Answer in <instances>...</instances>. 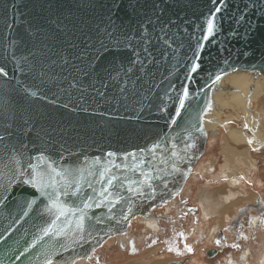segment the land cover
Returning a JSON list of instances; mask_svg holds the SVG:
<instances>
[{
  "label": "water",
  "instance_id": "95a60500",
  "mask_svg": "<svg viewBox=\"0 0 264 264\" xmlns=\"http://www.w3.org/2000/svg\"><path fill=\"white\" fill-rule=\"evenodd\" d=\"M0 69V264H73L181 192L264 0H0Z\"/></svg>",
  "mask_w": 264,
  "mask_h": 264
},
{
  "label": "rangeland",
  "instance_id": "374dc122",
  "mask_svg": "<svg viewBox=\"0 0 264 264\" xmlns=\"http://www.w3.org/2000/svg\"><path fill=\"white\" fill-rule=\"evenodd\" d=\"M234 99L241 102L236 112L225 107V111L218 112L222 113L214 126L210 124L212 138L206 142L191 177L172 199L175 208L159 206L151 211L159 214L160 230L151 229L139 220L133 222L128 234L110 237L87 262L78 264H168L176 260L183 264H260L264 255V140L259 139L264 135V91L256 97L251 94L244 101ZM226 136L232 146L248 147L257 166L249 176L239 175L243 179L235 185L221 171L226 163L222 153ZM222 185L239 188L242 193L236 199L250 193L255 194V199L235 206L234 212L221 219L219 226V214L208 211L204 215L199 198L203 188ZM211 210L216 207L213 205ZM209 250H215L213 256L208 255Z\"/></svg>",
  "mask_w": 264,
  "mask_h": 264
},
{
  "label": "bare ground",
  "instance_id": "6f19581e",
  "mask_svg": "<svg viewBox=\"0 0 264 264\" xmlns=\"http://www.w3.org/2000/svg\"><path fill=\"white\" fill-rule=\"evenodd\" d=\"M250 85V86H249ZM260 91H264V76L260 75H255V74H246V73H241V74H234L226 79H224L221 82V88L218 92L219 97V102H221L220 110L225 111V107L228 109H232L234 112H236V109L238 106L241 105V102H238L237 99L234 98H239L241 100H246L251 94H254L256 97ZM256 94V95H255ZM234 97V98H233ZM217 114L216 116L213 117V126H214V121L217 119V117L221 114ZM213 126H211L213 128ZM212 131V130H211ZM255 131V130H254ZM262 135V134H261ZM211 134L208 135V140H211L212 137ZM261 139L259 140H264V135L260 136ZM228 137L226 136L224 138L225 145H224V150L222 153L225 155V161L226 163L222 166L221 171L222 173L231 178L232 184H239L241 182V178H238L240 176H249V172L251 171L252 168H257L255 159L253 158L250 149L248 147H245L244 149H239L230 143L229 140H227ZM213 163V161H212ZM198 167V166H197ZM191 177V176H190ZM242 193L239 188H235L233 185H222L214 189H206L203 188L201 193H200V198L199 202L203 205V212L204 215H208V211L211 213H218L220 217V221L217 222L219 226H221V219L225 218V216L231 215L234 211L235 206H239L243 204L246 200L249 199H255V194L250 193L248 197L245 198H240L236 199L238 197V194ZM176 199V198H175ZM235 199V200H234ZM175 200H170L166 202L165 204L161 205V209L168 208V209H173L175 208L174 205ZM207 203V207L206 204ZM216 207V210L213 211L211 210L212 206ZM155 211L156 209H159V206L154 208ZM153 209V210H154ZM158 211V210H157ZM154 212V211H153ZM151 212L148 215H140L132 219L129 229L127 232L123 234H119L113 237H120L122 235H126L130 232L131 225L133 222H138L142 221L144 222L147 227L156 230L157 228H161L159 226V219H158V213L156 212ZM216 231V229L213 230V232ZM263 258H260V264H264V255H262ZM79 262H87L85 259H77L73 264H78ZM160 263H155V264H161ZM50 264H59L57 262H52ZM129 264H135L133 262H130Z\"/></svg>",
  "mask_w": 264,
  "mask_h": 264
},
{
  "label": "snow or ice",
  "instance_id": "6c2138e0",
  "mask_svg": "<svg viewBox=\"0 0 264 264\" xmlns=\"http://www.w3.org/2000/svg\"><path fill=\"white\" fill-rule=\"evenodd\" d=\"M208 32H209V34L212 33V22H211V21H209V24H208ZM193 71H195V68H193ZM2 72H3V69H0V73H2ZM28 167L31 168L32 165L29 164ZM39 175H40V174L37 173V176H39ZM25 183H32L33 185H35V183H36V178L33 177V179H32L31 181H25ZM85 206L87 207V205H85ZM189 250H190V249H189Z\"/></svg>",
  "mask_w": 264,
  "mask_h": 264
}]
</instances>
